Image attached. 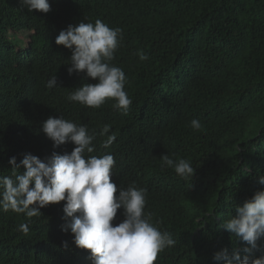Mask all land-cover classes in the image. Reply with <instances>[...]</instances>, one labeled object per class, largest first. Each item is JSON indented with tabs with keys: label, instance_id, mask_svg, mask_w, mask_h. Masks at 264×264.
<instances>
[{
	"label": "trees",
	"instance_id": "obj_1",
	"mask_svg": "<svg viewBox=\"0 0 264 264\" xmlns=\"http://www.w3.org/2000/svg\"><path fill=\"white\" fill-rule=\"evenodd\" d=\"M49 2L51 11L43 13L0 0V176L11 175L12 157L19 164L26 153L42 160L71 153L74 143L54 148L41 130L50 116H62L95 136V151L86 156L113 155L118 189H146L151 223L176 242L154 264H224L214 260L224 249L243 258L246 243L222 225L264 191L258 182L264 176V0ZM97 19L121 30L111 64L126 75L132 101L126 115L112 99L100 108L67 99L98 81L69 74L72 53L56 37L69 25ZM55 75L58 86L47 88ZM193 119L200 130L191 127ZM105 125L110 131L101 135ZM113 134L112 145L103 147ZM165 154L189 161L194 177L162 166ZM63 205L31 218L0 210V264H93L90 250L62 231ZM123 219L121 208L113 225ZM258 245L254 258L264 255V236Z\"/></svg>",
	"mask_w": 264,
	"mask_h": 264
},
{
	"label": "clouds",
	"instance_id": "obj_2",
	"mask_svg": "<svg viewBox=\"0 0 264 264\" xmlns=\"http://www.w3.org/2000/svg\"><path fill=\"white\" fill-rule=\"evenodd\" d=\"M19 2L29 12L51 11L49 0ZM122 39L119 28H110L99 19L94 24L82 21L69 25L59 32L56 44L72 53L69 74L85 73L86 77L98 81L76 88L68 95L69 101L100 108L112 99L113 107L121 109L125 115L128 113L132 101L125 91V72L111 64ZM138 55L141 60L148 59L143 51ZM56 86L55 75L47 81L46 87ZM191 127L200 130L202 125L193 119ZM41 130L54 148L69 142L76 147L71 153L53 152L44 160L31 153L24 154L19 164L16 157L10 158L11 175L0 176V210H12L31 218L42 214V208L63 201L68 222L62 225V231L70 230L75 245L90 250L93 264H154L160 252L175 245L172 234L161 232L151 223V213L145 212L146 189L134 185L117 188L112 180L116 163L113 155H85L95 151V136L89 134L86 125H77L62 116H50L42 123ZM109 131L110 126L105 125L101 135ZM115 139L114 134L107 136L103 147H110ZM161 159L162 166L172 168L181 178L194 177L196 170L189 161L174 160L168 154ZM21 167L25 169L22 173L18 171ZM258 182L264 184V176H260ZM121 208L124 219L114 226ZM236 213L222 227L246 243L243 249L246 255L241 258L239 250L229 254L224 249L214 255V260L224 264H264V255L254 258L260 249L258 240L264 236V191H257L243 206L236 208ZM19 229L25 234L29 232L27 223L20 224Z\"/></svg>",
	"mask_w": 264,
	"mask_h": 264
}]
</instances>
